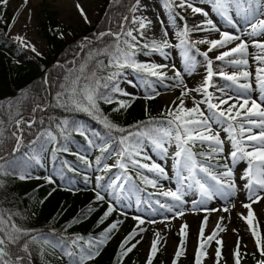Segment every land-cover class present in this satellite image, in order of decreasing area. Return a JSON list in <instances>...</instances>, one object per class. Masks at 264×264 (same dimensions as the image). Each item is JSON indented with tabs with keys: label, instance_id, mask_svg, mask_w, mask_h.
I'll return each mask as SVG.
<instances>
[{
	"label": "snow or ice",
	"instance_id": "snow-or-ice-1",
	"mask_svg": "<svg viewBox=\"0 0 264 264\" xmlns=\"http://www.w3.org/2000/svg\"><path fill=\"white\" fill-rule=\"evenodd\" d=\"M24 5L28 0H23ZM114 4H121V0H113ZM9 0H0V5L6 6ZM141 0H132L127 5L126 14H120L113 18L105 17L104 28H97L90 36H83L77 42V51L66 73L58 83V91L55 92V103H34L30 108L31 115L25 117L17 111L11 115L15 104H9L10 120L14 130L9 132L13 141L9 145L11 151L9 157L0 156V167L7 165L12 172H20L19 179L31 178L27 169L34 162L42 164L40 151H46L48 145L53 161L58 153H67L70 149L61 140L67 141L70 130L83 136L91 148H95L99 155L94 161L84 155L78 159L95 174L94 198L96 202L106 203L107 207L100 217L99 223H103L118 206L133 207L139 209L141 204L152 207L153 195L165 198L155 200V204L172 216L164 217V221L182 218L185 215V205L190 203L189 211L209 212L222 210L225 213L235 208V204L229 202L222 209H208L201 207L219 196L227 200L238 192L246 197L247 202H242V207L247 214L238 213L247 224L254 243L261 257H264V236L257 231L256 213L253 205L264 200V0H164V8L168 11V24L175 26L173 32L178 42L173 43L169 38L168 27H163V35L149 38L146 29L152 25V21L143 15H136ZM72 7L85 24L92 23L84 6V0H72ZM191 12L193 23L189 25L187 13ZM16 15L8 24L14 26ZM215 16L221 17L230 30L222 29ZM200 17L201 19H197ZM113 21L115 27L112 26ZM0 22H3V11H0ZM243 22V25L241 24ZM163 25V22H161ZM203 33L202 38L195 39L193 34ZM212 33L218 34V38H209ZM61 39L65 33L58 31ZM14 40L20 42L25 48L40 55L34 44L26 38L16 35ZM198 45H206V50H201ZM257 51L253 54L249 49ZM179 49L183 59L184 71L189 75L195 70L198 63H202L204 74L201 83L195 87H188L184 83V76L176 64L163 62L141 61L138 55L158 54L167 60L170 50ZM197 53L203 58L198 61ZM210 53H216L210 56ZM255 64V89L253 88V72L249 70V57ZM79 57V59H77ZM219 61L224 65L236 68V71L228 73L223 68H215L214 62ZM57 67H64L57 62ZM172 69L169 76L167 69ZM126 70H131L141 76L150 94L145 95L146 100L155 99L161 93L156 85L165 88H179L180 95L171 101L168 107L162 111L161 117H149L147 121H138L127 128L120 127L103 112L101 103L113 104L118 107L113 111L126 110L131 103L125 100L114 101L112 93H120L119 79ZM214 77L225 81L223 86L214 84ZM172 81L173 83H166ZM48 78L44 83L47 84ZM128 84L136 86L134 80L129 79ZM212 89V90H210ZM258 90V98H253V91ZM199 99H197V95ZM124 95L132 97L131 93ZM190 99L192 107L186 106V100ZM56 107L66 111H81L93 117L107 130L105 136L100 132H92L82 124L70 122L67 118L55 123V129L45 125V117L37 116L49 108ZM53 120L48 117L49 124ZM3 122L0 121V125ZM214 125L216 126L214 128ZM37 130L32 133L33 139L28 141L26 147L33 149L31 155L24 153L25 159L17 161L14 154L20 153L25 147V129ZM221 131L226 134V139L221 138ZM5 129L0 127V151L5 144ZM95 137V139L93 138ZM99 140V143H97ZM226 144L230 150L226 153ZM37 146H39L38 151ZM197 146L206 148V151H197ZM175 149L170 151V149ZM226 153V155H225ZM153 154L159 161L153 158ZM223 157V159H221ZM113 159V163L106 162ZM172 175H169V165ZM244 164L239 177L236 176V166ZM60 175L64 178L63 170L79 174V170L68 161H60ZM113 169L116 171L113 172ZM50 184L56 181L49 175L45 178ZM83 182L93 184V177L88 173L83 174ZM161 180L174 181V188L164 189ZM237 180L241 183L238 187ZM138 181V182H137ZM143 185V187H141ZM160 189L156 193H149L148 199H143L142 192L147 188ZM195 190L198 198L188 201L185 199L188 192ZM156 211L155 208H152ZM91 211V209H89ZM126 216L127 213L120 211ZM0 210V264H32V247L41 245V255H46L43 246H51L58 250L61 257H67L69 264H87L100 255L101 247L111 238L112 233L118 230L123 220H114L99 237L91 235L74 234L69 236H55L51 234H34L33 230L20 227L13 216ZM137 226L132 229L119 245V264L123 257L127 256L143 239L142 233L146 231L142 227L146 222L154 224L156 220H145L140 215L132 217ZM224 217H220L210 235L205 236V228L208 216L205 215L198 230L197 247L195 249L194 264H203V258L209 253L207 248L215 241V264H220L223 259L222 249L224 241L218 238L220 232H224ZM74 219L72 223H78ZM255 222V223H254ZM188 224L180 226V242L177 246L171 264H178L181 256L186 252V239L188 236ZM237 230L233 229V232ZM140 240H135L136 236ZM164 237L159 231L154 232V239L150 243L146 264H153L154 258L160 251ZM130 245V246H129ZM239 235L232 252L234 264H242L243 256ZM256 264H264V258L257 260Z\"/></svg>",
	"mask_w": 264,
	"mask_h": 264
},
{
	"label": "trees",
	"instance_id": "trees-1",
	"mask_svg": "<svg viewBox=\"0 0 264 264\" xmlns=\"http://www.w3.org/2000/svg\"><path fill=\"white\" fill-rule=\"evenodd\" d=\"M130 3H132V0H121L119 5L114 4L113 0H104L101 5V14L94 23L87 25L82 34L65 33L63 39L58 35V31H64L51 14L45 13L43 19L39 22V28L45 37L47 48L40 52V55L23 48L21 44L9 37L7 30L10 23V14L6 8L0 7V11H3V22H0V121L3 124L0 127L5 129V144L3 145V151H0V156L12 158L8 155L11 151L9 145L13 143L9 137V132L14 130L10 120L9 104L17 105L12 109L11 115L19 111L25 117L31 115L30 108L34 103H40L41 97H44V102L54 104L55 92L59 90L57 85L63 82L62 77L68 67L71 66L69 62L73 60L74 53L77 51V42L83 36L91 37L98 27H107L108 25L105 23L106 16L111 19L117 15L126 14L127 5ZM112 26L115 27L114 21ZM57 62L64 67H57ZM45 78H48L49 82L47 84L44 83ZM112 98L114 101L125 100L131 103V107L118 112L113 111L114 108L118 107L116 103H101L100 105L110 120L125 128L135 125L138 121H147L149 117L159 119L162 111L167 108V106L160 104L157 98L146 100L145 98L132 96L130 99L122 91L112 93ZM41 115L45 117L46 121L43 127L51 126L55 129L56 122L67 118L70 126L73 123L82 124L89 130V136L93 131L100 132L102 136L107 133V130L93 117L81 111H66L52 107L43 113H37L38 117ZM48 117L53 118L50 124ZM36 130L37 126H33L31 130L25 129V147L22 148L20 153L14 154L17 161L25 159V152L29 155L32 154L33 149L26 146L28 141L34 138L32 133ZM74 140L88 145L83 136L70 130L68 140H61V143L66 144L70 151L58 153L55 161H53L50 151L53 145L47 146V152L51 156V164L58 163L60 166V161L66 160L79 170V174L63 170V174L70 178L71 183L69 185L58 182L48 172L47 165L43 160V167L36 165L34 162L32 163L31 167L27 169L31 178L24 180L19 179V171L12 172L7 165L0 167V210L16 214L13 219L20 227L31 229L37 235L54 232L57 237L74 234L84 235L85 237L89 235L99 237L110 222L117 219L126 222V217L117 211L103 223H99L107 204L96 202L92 191L94 185H87L83 182L84 173L79 168L80 165L84 164L78 159L76 155L78 152L71 147V142ZM38 148L39 146H37V151ZM196 150L203 151L199 146ZM42 153L43 151H40L39 155L42 156ZM78 154L80 155V153ZM97 155H99V152ZM49 175L56 181L54 184L46 181L45 178ZM73 178L81 180L84 185L82 187L75 186ZM74 219L79 220V222L72 223V226L65 231L66 226ZM131 228L132 226L129 224L124 226L121 235L117 233L114 238H110L101 247L100 255L87 262V264H119V245L124 237L131 232ZM131 243H134V240ZM43 247L46 250V255L43 256L40 251L41 245L32 247V264H69L68 259L61 257L59 252L51 246ZM251 256L250 264H256L257 260L264 258L257 256L255 252ZM138 257L137 250L134 248L132 252L123 257L122 264H139ZM153 264H159L158 260L155 259Z\"/></svg>",
	"mask_w": 264,
	"mask_h": 264
},
{
	"label": "rangeland",
	"instance_id": "rangeland-1",
	"mask_svg": "<svg viewBox=\"0 0 264 264\" xmlns=\"http://www.w3.org/2000/svg\"><path fill=\"white\" fill-rule=\"evenodd\" d=\"M69 2H72V0H68ZM104 2V0H84V6L88 12V15L90 19L92 20V23H94L101 14V5ZM164 0H141V4L139 6V9L136 13V15H143L147 17V19L152 21V25L146 29V35L151 38L153 35H155L156 38H159L163 35V27H168L169 29V38L172 40L173 43L178 42L176 38L173 35V32L175 31V26L168 24L169 16L167 9L164 8ZM0 7H4L0 5ZM5 8V7H4ZM6 9L8 10L10 14V22L12 21V18L14 14L16 15V20L14 23V26L11 28L8 27L7 34L9 37L13 39L16 35H20L24 38H26L27 41H29L31 44H34L37 51L40 53L44 51L47 48V43L45 40V37L43 36L40 28H39V22L41 19H43L45 13L51 14L52 17L56 20L60 28L64 31V33H79L82 34L84 32V29L87 25L85 24L83 20L79 18L77 13L71 5L65 6L64 0H28V3L24 5L23 0H9V4L6 6ZM70 12V13H69ZM187 20L189 25L193 23V17L191 12L189 11L187 14ZM197 19H201L200 17H197ZM215 19L218 21L219 25L222 29L230 30V26L219 16H215ZM163 22V25L161 24ZM243 25V22H241ZM205 34L203 33H195L193 34V38L199 39L202 38ZM209 38H218V34L212 33ZM16 41V40H15ZM18 42V41H17ZM20 44V42H18ZM22 46V45H21ZM23 47V46H22ZM200 49L206 50V45H198ZM25 48V47H23ZM27 50H30V48H25ZM257 50L250 48V53H255ZM171 54L167 60H165L163 57H160L156 53H152L151 55H138L137 59L141 61H152V62H163V63H169V64H176L177 68H179L184 76V83L188 85V87H195L201 83L202 76L204 74V67L202 63H198L195 67V70L192 72L191 75L188 74V72L184 71V63L183 59L180 56V50L179 49H172L170 50ZM196 55L198 61H203V58L199 56L197 53H192ZM216 53H210V56L215 55ZM215 64H220V68H223L224 71L231 73L233 71H236V68H233L231 66H227L222 64L219 61L214 62V69ZM249 70L253 72V88L255 89V64H253L251 56L249 57ZM168 75L171 76L172 69H167ZM200 76V77H199ZM132 79L135 81L136 86L132 87L128 84V80ZM166 83H173L172 81H167ZM214 84L216 86H223L225 84V81L220 79L219 77H214ZM119 86L122 90V92L131 93L132 96H138L141 98H144L145 95L150 94L151 90L147 88V85L144 83L141 76L135 72H132L131 70H126L125 73L122 75ZM156 89L161 93L156 98L158 99L159 103L162 105H165L168 107L171 101L175 100L177 96L180 95V89L179 88H165L163 85L157 84ZM212 90V89H210ZM197 99H199L198 94ZM258 90L253 91L252 96L253 98H258ZM186 106L192 107V102L190 99L186 100ZM216 126L214 125V128ZM91 134V132H90ZM92 135V134H91ZM90 135V136H91ZM222 139H226V134L221 131L220 133ZM94 138V137H93ZM95 139V138H94ZM97 143L99 141L97 140ZM71 147L80 153V155L86 156L89 160L94 161V158L98 151L95 148H91L89 145H86L80 141H72ZM203 151H206V148H202ZM175 149H170V151H174ZM230 150V145L226 144V153ZM225 153V155H226ZM42 160L46 163L48 172L55 177V179L58 182H61L63 184H70V178H68L64 174V178H61L60 175V166L58 163L51 164L50 159L51 156L49 152L43 151L42 153ZM153 158L159 161V158L153 154ZM223 159V157H221ZM106 162L113 163V159H109ZM169 167V175H172L171 169H170V162L169 165H166ZM244 164H239L236 166V176L239 177L241 174V170L244 167ZM83 173H88L92 175L93 177V184L94 185V176L96 173H94L91 169H88L85 165H80L79 168ZM114 170L113 172H115ZM74 182V185L77 187H82L84 183L77 179H72ZM240 181L237 180L238 187L240 185ZM160 184L163 186L164 189L167 188H174L175 183L171 180H161ZM160 189H152L151 187L147 188V191L142 192L141 196L143 199H148L149 193H156ZM198 198V192L195 190L188 192L187 196L185 197L186 200L191 201L192 199ZM160 199L162 202L165 200V198L153 195L151 199L152 207H148L146 204H141L140 208L138 209L135 206L133 197L132 201H126V203H132L133 207L128 208L125 207L124 204H121L118 206V211L121 210L123 212H126L127 215L125 216L126 222H123L121 225H119L118 230H115L114 233L111 234V238H114V236L118 233L121 235L122 229L126 225H131L132 228L137 226V222L132 218L135 215H140L145 218V220H156L157 222L154 224L145 223L142 227L146 229L144 233H142L143 239L141 240L140 244L137 245L135 248L137 250V253L139 255V264H146V258L149 252V247L151 241L154 239V232L159 231L161 235L164 237V240L161 242L160 245V251L157 253V256L154 258V260H158L159 264H171L174 252L179 245L180 242V226L187 222L188 224V236L186 239V252L183 256L180 257L178 264H194L195 260V249L197 247V236H198V230L201 225V222L204 219V216H208V223L205 228V236L210 235L213 229L215 228L218 220L220 217H224L223 226L226 227V230L224 232H220L218 238H222L224 241V247L222 249L223 253V259L221 260L220 264H234L232 252L235 248L237 235H239L240 242H241V252L246 253V255L243 256L242 264H250L251 261V254L255 252L257 256H260V253L257 251L256 245L254 243V237L251 235L247 224L240 218L238 213H244L247 214V210L242 207V202H247L246 197L244 194L238 192L235 196L229 197L227 200H225L222 197H215L213 200L209 201L206 205H202L201 207H207L208 209H222L225 206L229 205V202L235 204V208H232L230 212L225 213L222 210L218 211H199V212H193L189 211L188 209L191 208V204H186L185 207V215L182 218H176V219H170L169 221H164V217L168 216L171 217L172 214L166 212L164 209L160 208L159 205L155 204V200ZM152 208H155L156 211H153ZM253 209L256 213V222H258L257 231L261 233L262 236H264V200H262L260 203L254 204ZM113 222V221H112ZM110 222V224L112 223ZM255 223V222H254ZM233 229L237 230L236 232H233ZM141 237L138 235L134 239L140 240ZM216 244L215 241L211 243V246L207 248V251L209 255L206 258H203V264H215V258H214V250H215ZM58 251V250H57ZM59 252V251H58ZM60 254V253H59ZM65 259H68L67 257H63ZM153 260V261H154Z\"/></svg>",
	"mask_w": 264,
	"mask_h": 264
},
{
	"label": "bare ground",
	"instance_id": "bare-ground-1",
	"mask_svg": "<svg viewBox=\"0 0 264 264\" xmlns=\"http://www.w3.org/2000/svg\"><path fill=\"white\" fill-rule=\"evenodd\" d=\"M72 4V2H69L68 0H64V5L65 6H68V5H71ZM70 13V12H69ZM220 64H215V68H220V66H219ZM200 77V76H199Z\"/></svg>",
	"mask_w": 264,
	"mask_h": 264
}]
</instances>
